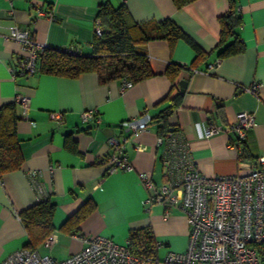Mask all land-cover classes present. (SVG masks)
<instances>
[{
	"label": "crops",
	"instance_id": "crops-1",
	"mask_svg": "<svg viewBox=\"0 0 264 264\" xmlns=\"http://www.w3.org/2000/svg\"><path fill=\"white\" fill-rule=\"evenodd\" d=\"M126 4L137 22L174 21L204 52L184 39H153L146 43L152 76L125 86V79L101 82L95 72L66 77L41 71L14 78L11 66L23 53L10 37L12 27L29 30L46 47L93 52L92 42L102 3ZM242 24L237 28L243 52L220 59L219 18L229 0H196L177 8L172 0H0V106L17 94L30 99L18 106L17 137L23 163L0 176V263L29 242L21 213L44 198L55 203L53 224L67 256L81 250V237L103 235L125 244L133 230L150 228L164 252L184 251L188 241L185 212L172 205L143 202L149 190L141 174L160 185L163 154L159 143L161 116L172 108L168 124L185 139L193 166L208 176L245 173L264 164V0H235ZM38 9L46 14L39 15ZM218 62L213 68L210 64ZM169 67L176 68L172 76ZM186 81L184 92L180 82ZM258 84L261 96L248 87ZM176 94L180 98L175 100ZM94 110L84 121L82 113ZM64 112L58 123L51 112ZM249 111L255 125L240 140L234 132L204 135L211 122L227 126L237 114ZM150 117L136 136L121 126L129 119ZM114 136L124 140L129 169L107 171ZM244 148L245 152L244 153ZM31 171H37L33 177ZM87 202L93 209L74 225L64 226ZM169 217L164 218L166 210ZM43 243L37 250L50 255ZM160 251V250H159ZM161 252V251H160ZM162 253V252H161Z\"/></svg>",
	"mask_w": 264,
	"mask_h": 264
},
{
	"label": "built area",
	"instance_id": "built-area-1",
	"mask_svg": "<svg viewBox=\"0 0 264 264\" xmlns=\"http://www.w3.org/2000/svg\"><path fill=\"white\" fill-rule=\"evenodd\" d=\"M38 14L46 13L38 9ZM95 33H102L100 20ZM10 37L20 42L23 48L16 65L11 66L13 77L39 71V56L46 45L38 42L29 30L17 26L11 28ZM64 50L78 52L76 48ZM218 62L210 64L209 68ZM131 84L124 81L125 86ZM248 90L257 97L261 96L258 84L249 86ZM15 101L23 111L29 108L28 96L17 94ZM93 115L94 110L84 111L82 118L86 121ZM51 117L61 123L64 112L53 111ZM149 121L150 117L143 115L124 121L121 126L136 136L147 128ZM255 123L251 112L241 111L235 122L227 126L209 123L204 135L211 137L221 132H234L240 140H244L247 130ZM158 141L166 146L162 158L165 180L158 185L149 174H141V182L149 190L143 203L177 206L185 212L188 241L184 251L169 250L162 258L158 243L156 254L142 256L130 247L128 240L119 244L109 237L98 235L81 237L84 247L65 259L24 247L0 264H264V164L245 173L208 176L193 166L180 131H169L166 136H159ZM108 143L113 152L109 156L107 171L129 169L130 163L123 155L124 140L111 136ZM36 174L37 171H31L33 177ZM169 214L167 209L164 218H168ZM57 241L58 234L51 232L43 245L52 248Z\"/></svg>",
	"mask_w": 264,
	"mask_h": 264
},
{
	"label": "trees",
	"instance_id": "trees-1",
	"mask_svg": "<svg viewBox=\"0 0 264 264\" xmlns=\"http://www.w3.org/2000/svg\"><path fill=\"white\" fill-rule=\"evenodd\" d=\"M177 8L196 0H172ZM228 11L219 18L220 41L215 50H219L220 59L241 53L245 49L243 40L237 32L242 24V15L237 11L235 0H229ZM101 22V35L95 34L90 55L68 52L64 49L46 47L39 56V71L66 76L78 77L82 73L95 72L101 82L125 79L131 83L152 76L151 65L145 51V45L153 39L173 41L184 39L197 51V58L204 52L197 44L171 19L166 18L156 22H137L132 17L126 4L113 6L104 2L98 10ZM169 67L167 74L175 80ZM180 98L176 94L175 100ZM19 104L16 101L0 106V175L20 169L23 156L17 137V125L20 120ZM172 108L161 116L159 124L160 136H166L169 131H178L168 124L167 117ZM244 153L245 148H244ZM87 202L77 213L71 216L64 226L77 225L84 219L93 206ZM56 205L44 198L21 213L23 224L29 235L27 247L36 250L46 237L55 230L53 216ZM130 247L139 255L150 256L158 251V241L150 228L137 229L128 237Z\"/></svg>",
	"mask_w": 264,
	"mask_h": 264
},
{
	"label": "rangeland",
	"instance_id": "rangeland-1",
	"mask_svg": "<svg viewBox=\"0 0 264 264\" xmlns=\"http://www.w3.org/2000/svg\"><path fill=\"white\" fill-rule=\"evenodd\" d=\"M159 256L160 257H164L166 252H164L163 250H161V248L159 249ZM49 253L51 256H54L55 258L58 257V258H62V257H65L67 256V254L69 253V247L67 244H65L64 242H61L60 244H57L53 247L52 250H49Z\"/></svg>",
	"mask_w": 264,
	"mask_h": 264
},
{
	"label": "water",
	"instance_id": "water-1",
	"mask_svg": "<svg viewBox=\"0 0 264 264\" xmlns=\"http://www.w3.org/2000/svg\"><path fill=\"white\" fill-rule=\"evenodd\" d=\"M180 85L182 86L181 91L184 92V90H185V86H186V81H185V80H182V81L180 82Z\"/></svg>",
	"mask_w": 264,
	"mask_h": 264
}]
</instances>
